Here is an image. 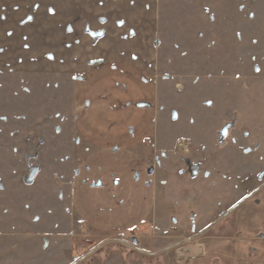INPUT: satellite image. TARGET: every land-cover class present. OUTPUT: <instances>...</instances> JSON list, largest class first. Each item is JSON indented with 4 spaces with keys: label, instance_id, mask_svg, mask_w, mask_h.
Returning <instances> with one entry per match:
<instances>
[{
    "label": "rangeland",
    "instance_id": "obj_1",
    "mask_svg": "<svg viewBox=\"0 0 264 264\" xmlns=\"http://www.w3.org/2000/svg\"><path fill=\"white\" fill-rule=\"evenodd\" d=\"M153 5L157 155L89 151L76 74L21 56L0 15V264H193L240 185L264 180V0Z\"/></svg>",
    "mask_w": 264,
    "mask_h": 264
},
{
    "label": "crops",
    "instance_id": "obj_2",
    "mask_svg": "<svg viewBox=\"0 0 264 264\" xmlns=\"http://www.w3.org/2000/svg\"><path fill=\"white\" fill-rule=\"evenodd\" d=\"M153 6V0H0L2 33L10 46L30 61H49L76 74L74 129L89 151L159 153L155 132L159 85L151 73L154 53L148 40ZM139 103L148 106L138 107ZM190 171L197 174L194 162ZM260 180L240 185L223 231L200 240L198 251L190 255L193 264H264ZM155 216L158 219L147 217L146 223L166 224V214ZM173 219L177 223L178 215ZM184 258L168 264H189Z\"/></svg>",
    "mask_w": 264,
    "mask_h": 264
},
{
    "label": "water",
    "instance_id": "obj_3",
    "mask_svg": "<svg viewBox=\"0 0 264 264\" xmlns=\"http://www.w3.org/2000/svg\"><path fill=\"white\" fill-rule=\"evenodd\" d=\"M138 107H142V106H146V104L145 103H139L138 105H137ZM232 209H230L229 211H227L225 214H223L218 220H216L214 223H213V225L216 223V222H218L222 217H224L227 213H229L230 211H231ZM213 225H210L207 229H209L211 226H213ZM207 229H205L204 231H206ZM203 231V232H204ZM136 244H137V241H136V239L133 237L132 239H131V243L129 244V246L130 247H132V248H136ZM79 261V260H78ZM78 261H76L74 264H76Z\"/></svg>",
    "mask_w": 264,
    "mask_h": 264
}]
</instances>
